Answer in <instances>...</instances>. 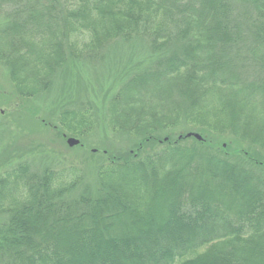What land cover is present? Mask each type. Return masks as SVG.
<instances>
[{
  "label": "trees",
  "instance_id": "trees-1",
  "mask_svg": "<svg viewBox=\"0 0 264 264\" xmlns=\"http://www.w3.org/2000/svg\"><path fill=\"white\" fill-rule=\"evenodd\" d=\"M0 12V66L23 100L70 61L143 43L106 121L156 145L85 151L93 184L75 166L1 173L0 264H264V0H0ZM53 126L81 146L97 120L62 108ZM177 128L202 139L162 137Z\"/></svg>",
  "mask_w": 264,
  "mask_h": 264
},
{
  "label": "rangeland",
  "instance_id": "rangeland-1",
  "mask_svg": "<svg viewBox=\"0 0 264 264\" xmlns=\"http://www.w3.org/2000/svg\"><path fill=\"white\" fill-rule=\"evenodd\" d=\"M6 23L0 12V28ZM131 43L133 46L121 42L113 44L99 62L70 61L56 73L49 90L33 100L17 96L6 67L0 66V174L22 161L35 164L39 171L50 166L59 170L75 166L82 168L87 174V182L93 184L96 182V167L92 169L91 158L85 151L95 155L98 152L99 155L108 154L105 152L108 151L109 157L129 152L141 155L151 152L156 145L151 149H139V140L113 134L106 121L109 99L126 85L124 70L135 68L145 60L143 43ZM62 108L68 111L93 109L97 127L92 137L83 139L81 146L70 147L55 131L53 125ZM190 132L188 128H177L162 137L178 138L180 134ZM98 160L95 158V162ZM79 193L80 190L76 192ZM4 220L5 217L0 216V222Z\"/></svg>",
  "mask_w": 264,
  "mask_h": 264
},
{
  "label": "water",
  "instance_id": "water-1",
  "mask_svg": "<svg viewBox=\"0 0 264 264\" xmlns=\"http://www.w3.org/2000/svg\"><path fill=\"white\" fill-rule=\"evenodd\" d=\"M187 137L188 138L195 137V138H197L199 140L202 139V137L199 134H196V133H189L187 135ZM68 144H69L70 147H75V146L80 144V141L75 139V138H70V139H68Z\"/></svg>",
  "mask_w": 264,
  "mask_h": 264
}]
</instances>
